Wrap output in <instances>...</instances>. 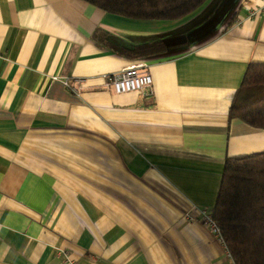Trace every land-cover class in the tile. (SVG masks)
Returning <instances> with one entry per match:
<instances>
[{
	"label": "crops",
	"instance_id": "0c3cea01",
	"mask_svg": "<svg viewBox=\"0 0 264 264\" xmlns=\"http://www.w3.org/2000/svg\"><path fill=\"white\" fill-rule=\"evenodd\" d=\"M262 1L145 20L0 0V264H231L201 210L226 157L264 152V130L228 116L264 63V14L245 17ZM138 62L149 89L103 87Z\"/></svg>",
	"mask_w": 264,
	"mask_h": 264
},
{
	"label": "trees",
	"instance_id": "16d2710c",
	"mask_svg": "<svg viewBox=\"0 0 264 264\" xmlns=\"http://www.w3.org/2000/svg\"><path fill=\"white\" fill-rule=\"evenodd\" d=\"M113 15L145 20H178L206 0H83ZM153 41L130 47L145 55L162 51ZM237 118L264 130V63L249 62L229 107ZM212 217L236 264H264V152L226 157Z\"/></svg>",
	"mask_w": 264,
	"mask_h": 264
},
{
	"label": "built area",
	"instance_id": "2783aa9c",
	"mask_svg": "<svg viewBox=\"0 0 264 264\" xmlns=\"http://www.w3.org/2000/svg\"><path fill=\"white\" fill-rule=\"evenodd\" d=\"M264 14V0L257 7L247 8L245 12L246 18H254ZM240 20L236 23L238 24ZM81 79L78 80L80 82ZM103 87L110 89L115 93H126L132 91H144L150 88L152 83V78L149 72L146 70V64L144 62H138L135 64L128 65L121 70L102 75ZM67 85V82H63ZM201 219L204 224H206L217 239L223 244L225 252L231 258V264H236L233 260L231 253L229 252L219 227L215 223L211 211L201 210ZM67 264H72V262L65 258Z\"/></svg>",
	"mask_w": 264,
	"mask_h": 264
}]
</instances>
